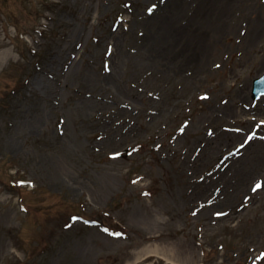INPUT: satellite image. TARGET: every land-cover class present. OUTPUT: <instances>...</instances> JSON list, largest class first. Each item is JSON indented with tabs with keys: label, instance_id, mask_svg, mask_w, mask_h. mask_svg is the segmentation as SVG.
<instances>
[{
	"label": "rangeland",
	"instance_id": "1",
	"mask_svg": "<svg viewBox=\"0 0 264 264\" xmlns=\"http://www.w3.org/2000/svg\"><path fill=\"white\" fill-rule=\"evenodd\" d=\"M263 20L264 0H0V264H264Z\"/></svg>",
	"mask_w": 264,
	"mask_h": 264
},
{
	"label": "bare ground",
	"instance_id": "2",
	"mask_svg": "<svg viewBox=\"0 0 264 264\" xmlns=\"http://www.w3.org/2000/svg\"><path fill=\"white\" fill-rule=\"evenodd\" d=\"M261 28L262 30H264V20H263V23L261 25ZM251 41H252V34H251ZM41 86L42 87H45L43 83H41ZM137 256L136 258L131 261V262H128L126 264H136L138 263L139 260L143 259L145 256L147 255H151V254H154V255H159L163 258L166 259L167 262H172L173 264H179L178 262H176V260L169 254H167L166 250H163L162 248H159L157 245H146L142 248H140L139 250L136 251L135 253Z\"/></svg>",
	"mask_w": 264,
	"mask_h": 264
},
{
	"label": "snow or ice",
	"instance_id": "3",
	"mask_svg": "<svg viewBox=\"0 0 264 264\" xmlns=\"http://www.w3.org/2000/svg\"><path fill=\"white\" fill-rule=\"evenodd\" d=\"M257 187H260V185H257Z\"/></svg>",
	"mask_w": 264,
	"mask_h": 264
}]
</instances>
